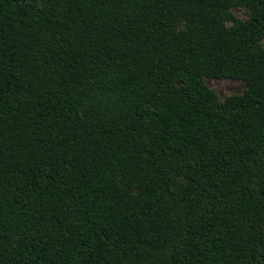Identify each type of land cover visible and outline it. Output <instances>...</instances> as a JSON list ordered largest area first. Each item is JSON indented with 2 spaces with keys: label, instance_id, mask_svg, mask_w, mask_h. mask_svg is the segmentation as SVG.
I'll list each match as a JSON object with an SVG mask.
<instances>
[{
  "label": "trees",
  "instance_id": "16d2710c",
  "mask_svg": "<svg viewBox=\"0 0 264 264\" xmlns=\"http://www.w3.org/2000/svg\"><path fill=\"white\" fill-rule=\"evenodd\" d=\"M262 39L264 0H0V264H264Z\"/></svg>",
  "mask_w": 264,
  "mask_h": 264
},
{
  "label": "rangeland",
  "instance_id": "374dc122",
  "mask_svg": "<svg viewBox=\"0 0 264 264\" xmlns=\"http://www.w3.org/2000/svg\"><path fill=\"white\" fill-rule=\"evenodd\" d=\"M227 13L229 16L224 20V25L227 27L233 26L235 21L243 22L245 21L249 15L251 14V9L248 6H240V5H231L227 9ZM259 47L264 49V39H262L259 43ZM202 85L208 88L213 94V100L211 105L214 110L218 112H223L224 103L236 96H239L243 93L246 86L243 81L235 80L229 77L221 76V77H212V76H203L201 78ZM178 85V84H177ZM252 185H254L251 182ZM188 185L187 179H183L180 176H174L172 186L175 190L174 193L179 194L178 186L185 187ZM180 197V198H179ZM177 197V199L181 202V214L177 216L175 220V227H178L183 221L184 218H187L189 223L191 216L194 214L195 204L197 203V199H195L192 195L186 198L184 201H181V196ZM203 205L209 207L213 206V202L210 199L202 200ZM215 207V206H214ZM200 234V233H199ZM197 236H200V235ZM202 234V232H201ZM107 264V263H103Z\"/></svg>",
  "mask_w": 264,
  "mask_h": 264
}]
</instances>
